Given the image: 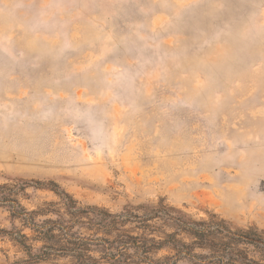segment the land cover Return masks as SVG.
Instances as JSON below:
<instances>
[{
	"label": "rangeland",
	"instance_id": "obj_1",
	"mask_svg": "<svg viewBox=\"0 0 264 264\" xmlns=\"http://www.w3.org/2000/svg\"><path fill=\"white\" fill-rule=\"evenodd\" d=\"M3 196L68 236L1 206L0 264L174 256L135 247L175 232L145 208L264 242V0H0ZM89 207L137 219L110 231Z\"/></svg>",
	"mask_w": 264,
	"mask_h": 264
},
{
	"label": "trees",
	"instance_id": "obj_2",
	"mask_svg": "<svg viewBox=\"0 0 264 264\" xmlns=\"http://www.w3.org/2000/svg\"><path fill=\"white\" fill-rule=\"evenodd\" d=\"M31 186L35 188L49 189L62 200L65 198L68 199L66 194L58 192V186L53 183L44 184L33 182ZM7 205L12 209V217L21 218L24 226L32 227L34 231L51 237L53 236V232L58 231L59 229L64 236H68V229L61 226L58 221L48 219L41 224H37L34 221V217L40 214L37 212H26L19 205L13 206L11 200L7 196L0 197V207H5ZM66 206L73 214H82L84 212L82 209L76 208L75 203L72 201ZM85 210H88V212L91 213H101V219L96 220L95 218L93 221H99L100 223L97 222V225L110 231L116 227H122L129 220L137 219L136 217L133 218L132 216H129L130 214L127 213L120 215L102 214L98 209L90 207ZM145 211L147 213L142 217L143 219L141 218V221L159 219L163 220L164 224L166 223L175 229V232L165 236L163 241L156 242L153 239L149 241L143 240V243H141L142 246L135 245L136 248L143 249L145 254L150 251V249L146 248L147 242L152 243L156 250L167 248L174 252V256L165 257L157 261L145 258L146 264H179L183 261L188 264H264V242L247 233L231 232L223 221H210L208 223L202 221L196 222L184 215L179 218H171L165 209L145 208ZM179 235H183L189 239L190 242L186 243L182 239H177ZM23 237L24 236L18 234L12 238L23 246L22 242H19ZM130 239L137 240V238ZM115 243L118 245L120 244V242L117 241ZM126 245H128V243H126ZM251 246L259 249V258L256 259L250 257V250L248 248ZM123 250H125V248ZM197 250L203 253H197ZM77 251V254L74 252L73 255L78 259L80 264L92 263V261L88 262L87 260H82L85 256L82 248H78ZM118 251H120L119 253H122L120 249H118ZM110 257L113 263L115 262V259H117L112 254H110Z\"/></svg>",
	"mask_w": 264,
	"mask_h": 264
}]
</instances>
